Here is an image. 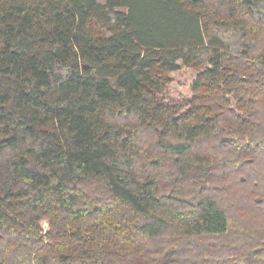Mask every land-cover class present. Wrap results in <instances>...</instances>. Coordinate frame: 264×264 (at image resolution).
I'll use <instances>...</instances> for the list:
<instances>
[{"label":"trees","instance_id":"16d2710c","mask_svg":"<svg viewBox=\"0 0 264 264\" xmlns=\"http://www.w3.org/2000/svg\"><path fill=\"white\" fill-rule=\"evenodd\" d=\"M0 264H264V0H0Z\"/></svg>","mask_w":264,"mask_h":264},{"label":"rangeland","instance_id":"374dc122","mask_svg":"<svg viewBox=\"0 0 264 264\" xmlns=\"http://www.w3.org/2000/svg\"><path fill=\"white\" fill-rule=\"evenodd\" d=\"M198 70L193 65L180 64V67L170 73V81L165 95L170 100L182 101L183 106L189 105L191 97L194 95V82L197 76ZM243 113V112H241ZM250 115V113H248ZM252 132L245 133L244 136L250 139ZM43 225L45 230L50 226L49 220L44 219Z\"/></svg>","mask_w":264,"mask_h":264}]
</instances>
